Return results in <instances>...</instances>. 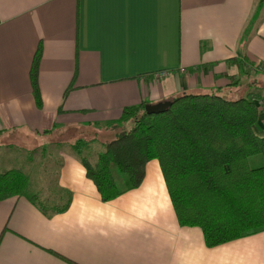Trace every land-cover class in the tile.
I'll use <instances>...</instances> for the list:
<instances>
[{
	"label": "crops",
	"instance_id": "1",
	"mask_svg": "<svg viewBox=\"0 0 264 264\" xmlns=\"http://www.w3.org/2000/svg\"><path fill=\"white\" fill-rule=\"evenodd\" d=\"M40 45L42 108L30 79ZM218 88L253 95L264 137V0H0V138L52 147L128 106ZM58 157L68 209L0 201V264H264V230L209 247L182 226L157 159L138 188L104 202L75 151Z\"/></svg>",
	"mask_w": 264,
	"mask_h": 264
},
{
	"label": "trees",
	"instance_id": "2",
	"mask_svg": "<svg viewBox=\"0 0 264 264\" xmlns=\"http://www.w3.org/2000/svg\"><path fill=\"white\" fill-rule=\"evenodd\" d=\"M41 59L40 45L30 71L39 108ZM252 98L231 99L222 88L184 93L160 114H148L142 102L126 107L118 121L100 124L128 127L105 143L97 162L83 156L81 140L72 147L104 202L138 188L146 165L157 159L180 224L200 227L207 246L215 247L264 230V137L254 129L260 109ZM28 185L22 170L0 173V201L25 196L46 215L68 209L69 201L54 205L28 194Z\"/></svg>",
	"mask_w": 264,
	"mask_h": 264
},
{
	"label": "rangeland",
	"instance_id": "3",
	"mask_svg": "<svg viewBox=\"0 0 264 264\" xmlns=\"http://www.w3.org/2000/svg\"><path fill=\"white\" fill-rule=\"evenodd\" d=\"M239 86V91L245 87L243 86V82ZM223 95L227 97L226 94L223 93ZM127 127L128 125L125 124L115 129L92 126L89 132L81 133V137L58 139L61 143H55L52 147H50L51 142L47 137H36V139L31 138L29 141H26L24 139L26 132L7 135L6 139L4 137L0 138V173L8 170L24 171L29 177L27 191L42 194V198L49 199L50 201L53 200L54 205L60 204L62 199L59 196L61 192L57 188V183L61 160H59L58 153L60 151L74 152L72 145L81 140L83 144L81 147L83 156L90 162L95 163L99 155L105 151V143L115 139ZM65 134L63 133L62 137ZM93 137L96 138V141ZM65 140L70 141L71 145L64 144ZM86 142L89 143L86 145Z\"/></svg>",
	"mask_w": 264,
	"mask_h": 264
},
{
	"label": "water",
	"instance_id": "4",
	"mask_svg": "<svg viewBox=\"0 0 264 264\" xmlns=\"http://www.w3.org/2000/svg\"><path fill=\"white\" fill-rule=\"evenodd\" d=\"M173 100L160 101L158 103H148L146 111L148 114H160L171 108Z\"/></svg>",
	"mask_w": 264,
	"mask_h": 264
},
{
	"label": "built area",
	"instance_id": "5",
	"mask_svg": "<svg viewBox=\"0 0 264 264\" xmlns=\"http://www.w3.org/2000/svg\"><path fill=\"white\" fill-rule=\"evenodd\" d=\"M168 75L167 71H162L159 76L166 77Z\"/></svg>",
	"mask_w": 264,
	"mask_h": 264
}]
</instances>
